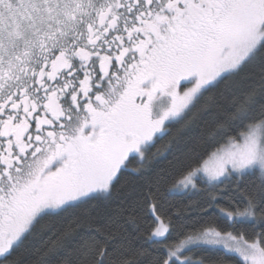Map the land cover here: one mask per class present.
<instances>
[{"label": "snow or ice", "instance_id": "1", "mask_svg": "<svg viewBox=\"0 0 264 264\" xmlns=\"http://www.w3.org/2000/svg\"><path fill=\"white\" fill-rule=\"evenodd\" d=\"M0 264H264V0H0Z\"/></svg>", "mask_w": 264, "mask_h": 264}]
</instances>
